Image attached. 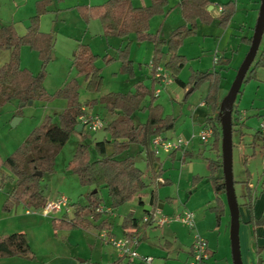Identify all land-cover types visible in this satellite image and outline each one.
<instances>
[{
  "label": "rangeland",
  "instance_id": "obj_1",
  "mask_svg": "<svg viewBox=\"0 0 264 264\" xmlns=\"http://www.w3.org/2000/svg\"><path fill=\"white\" fill-rule=\"evenodd\" d=\"M38 0H0V26L13 24L16 31L22 34L30 22V17L36 13V2ZM105 0H50L48 11L40 15L39 29L43 32L51 33L54 37V48L52 59L47 66V74L43 85L49 94H54L67 81L75 79L78 82V100L82 105L93 101L92 108H85L93 115H98L104 123L112 118L100 98L110 92H133L136 83L142 81L147 87H151V74L149 63L153 54V43L150 40L138 41L134 34L128 38L111 36L105 38L103 28L98 19H91L88 23L80 16L76 6L88 3H101ZM238 9L232 22L226 26L219 27L220 33L213 32L208 36L195 33L182 40L178 48L179 54H185L187 62L179 72L178 77L184 82H189L193 71H206L215 69L220 75L219 100L228 93L237 71L242 65L250 44L243 40L244 37H252L254 26L258 17L261 0H240ZM233 14V15H234ZM162 15V14H160ZM157 16V15H155ZM154 17V16H153ZM231 20V19H230ZM218 25V26H217ZM159 23H152L150 31L155 32ZM213 30V28H212ZM211 30V31H212ZM168 32V31H166ZM224 34L222 35V33ZM162 34V33H161ZM169 33L162 34L167 37ZM78 43L90 44L92 52L99 55L96 64L101 68L102 84L96 91H90L86 87V82L82 75H79L72 66V54ZM128 44V57L132 61L133 73L121 69V60L118 58L117 50ZM88 44V45H89ZM264 46L262 41L257 52L260 55ZM167 47H163L166 52ZM21 65L28 68L33 73L40 70L41 61L36 51L28 46L20 47ZM104 54L116 56L110 62H105ZM11 50H0V66L10 58ZM216 59L229 58L223 64L215 62ZM255 61L247 72V76L252 74ZM254 77L242 83L240 93L237 95L234 110L240 114L245 111V126L241 129L238 124L237 113H233L232 131V175L234 189L240 210L239 241L240 251L241 240L244 245L245 218L252 210L246 205L244 181L248 180L256 187L258 193L262 191L264 183V165L262 163V146L256 142L251 145L252 136L258 131L259 124L264 122V67L257 66L253 71ZM251 76V75H250ZM172 80V78H171ZM157 87V86H156ZM209 88V82L202 83L194 91L187 95L188 89L183 88L174 80L161 90L157 96V102L162 105L163 115H172L175 118L173 129L167 131L165 135L169 138L182 136L191 138V145L188 147L187 155L182 159V151L178 150L174 157L160 155L161 168L159 169V180H166V184H150L147 191L155 189L158 209L163 212H175L188 209L195 213L196 226L208 240L214 251L215 264H232L230 247V215L226 203L225 193L219 196L225 202V211L219 224L216 222L215 213L210 207L215 203L216 194L213 185L208 178L210 169L208 159L217 157L214 149V137L203 143L197 137L201 129V120L193 116V110L203 101ZM146 98L142 104H147ZM67 101L62 97H51L48 100H35L32 105L20 106L16 101L0 106V142L6 141L13 133H21L26 138L29 133L38 126L46 115H49L54 122H58L59 113L66 107ZM84 108V106H83ZM21 109V115L15 112ZM205 109V108H204ZM208 109V108H207ZM23 118L16 125L12 122L16 118ZM136 123L143 122L147 118V112L139 110L133 114ZM85 135L81 136L77 132H72L55 157L54 170L51 174H46L40 181L44 195L49 199H55L59 195H65L71 203L85 204V195L91 190L88 186H82L78 177L67 169L68 161L71 159L78 143L89 145L91 157L97 156L94 143L104 138H108V133L104 128L97 131H89L87 128ZM221 132V131H220ZM14 135L13 137H15ZM221 139L218 147L221 154ZM113 150L112 144L107 145V150ZM134 156L136 165L143 171L146 183L151 181L152 168L147 167L144 152L136 144L130 146L127 152L119 154ZM8 172V171H7ZM11 175L10 172L7 175ZM8 175V176H9ZM194 178V179H193ZM11 180L6 181V188L9 189ZM261 194H264V190ZM101 195L104 203H109V197L105 189ZM118 207L110 216L112 222V236L116 240L123 238L122 220L119 213L133 203L138 214L144 208L149 207L148 196H143V204L134 197ZM264 208V196L260 197L255 213L261 212ZM73 212L72 206L70 215ZM264 212V211H263ZM64 212H54L46 219V223L35 227L30 232L28 238L30 250L33 257L26 260L25 264H144L138 259L128 257L120 258L117 250L111 244L104 243L99 234L102 230L96 228L83 227H54L53 218H61ZM241 228V229H240ZM146 232L147 238L139 245L136 251L141 254L147 252L154 257L155 264H174L172 256L177 255L179 249H186L192 240L190 229L183 224H178L174 228L169 226L159 228H139V233ZM190 232H189V231ZM198 231V232H199ZM249 238V233H248ZM165 240L172 242V247L164 246ZM243 252L246 254L245 247ZM256 254V247L250 249ZM168 256V257H167ZM264 258V253L262 254ZM242 258V252H241Z\"/></svg>",
  "mask_w": 264,
  "mask_h": 264
},
{
  "label": "trees",
  "instance_id": "obj_2",
  "mask_svg": "<svg viewBox=\"0 0 264 264\" xmlns=\"http://www.w3.org/2000/svg\"><path fill=\"white\" fill-rule=\"evenodd\" d=\"M49 2L50 0L36 2V13L30 17L26 31L22 34L16 31L13 24L0 26V50H11L9 60L0 66V106L12 101L18 103H27L30 100L43 101L53 96L65 98L67 101L66 107L59 113L58 122H54L49 115H46L8 157L0 159V166L11 174L10 176L2 175L0 186H4L7 180L12 181L2 204V208L6 212L18 204H23L32 211H41L47 199L40 181L46 174L53 172L55 157L80 123L78 117L88 115L85 108L91 109L93 105V101L85 105L79 102L78 82L75 79L67 81L53 95L49 94L43 85L48 63L52 59L54 37L51 33L39 29V20L40 15L49 10ZM210 4V0H180L176 7L179 9L184 23L171 30L167 37H163L160 31L151 33L149 22L153 16L166 13L168 0H150L148 5L143 6L133 5L132 0H106L100 4L77 5L76 8L85 22L88 23L91 19L100 21L105 38L111 36L124 38L134 34L138 41L150 40L153 43L151 58L153 67L163 64L172 80L183 88L194 91L202 83L209 82L208 92L203 99L208 112L205 114L202 126L209 125L213 128V145L217 157L208 159L207 162L210 169L208 178L216 194L215 203L210 209L215 213L216 222L219 224L225 211V202L219 196L225 193L222 156L218 147L221 134V101L218 96L221 77L215 69L193 71L189 82H184L178 77L187 62V58L178 53V48L184 38L195 34L198 23L210 24L214 20L207 10ZM220 8L217 24L226 26L236 11V0H226ZM242 39L251 43L252 37ZM262 41H264V34ZM128 44L119 48L116 56L121 60V69L133 73L132 61L128 57ZM22 46H28L38 54L41 65L37 73H33L21 65L19 51ZM164 46L167 47L166 52H163ZM116 56L105 54L102 59L108 63ZM256 57L253 68L264 67V46L257 59ZM98 58L99 55L93 53L90 46L84 43H78L72 54V66L79 75L84 77L86 87L90 91L98 90L102 84L101 68L96 65ZM228 61L229 58H221L217 60V63L223 64ZM253 71L251 76L246 74L243 83L254 77ZM150 74L151 87H147L142 81H139L133 92H110L100 98L106 111L112 115V118L104 125L109 136L94 143L97 154L94 158L91 157L88 144L78 143L67 164V169L78 177L79 183L82 186L91 187V190L85 195V204L72 203L73 212L71 215L64 212L61 218L52 219L55 228L60 226L64 228L83 227L85 229L93 227L98 230H109L111 223L108 221V216L110 215L106 212H96L97 207L102 205L110 207L114 211L135 196L139 200L143 196H148L150 208L145 209L144 215L156 207V191L155 189L147 191V187L153 183L163 185L166 180L161 181L158 179V175L153 174L150 183H146L144 173L136 165L134 156L130 154L119 156V154L127 152L131 145L136 144L145 154L147 167L151 168L156 160L151 149V139L157 135H165L174 127L175 118L169 114L163 115L162 105L156 101L157 97L154 96L158 80L153 68H150ZM191 92L187 91V95ZM146 98H149L148 103L142 105ZM139 110L146 111L147 118L143 122L136 123L133 114ZM21 111L18 109L15 115H21ZM234 112L238 114V110H234L233 106L232 126L235 124L233 123ZM245 120L236 123L240 126L239 129L245 126ZM84 129L85 127H82L80 131L75 132L84 136ZM259 141L264 143V133L258 129L253 135L251 145L254 146ZM107 144L113 146L111 154L107 153ZM190 154L184 150L182 159ZM37 172H41L42 175H37ZM248 182L247 172V178L243 183L247 198L246 205L252 210L253 195ZM94 189L96 191L92 192ZM102 189L107 192L108 204L104 203L101 195ZM249 223L252 226L264 227V213L259 217L251 216ZM139 225L147 226L148 223L143 221L142 217L134 218L131 215L125 217L122 222L123 228L128 229L125 233L126 236L137 233L133 229H137ZM109 234L112 235L111 232ZM257 253L259 254L260 251L258 250ZM10 257L25 260H30L33 257L28 237L24 232L0 237V258Z\"/></svg>",
  "mask_w": 264,
  "mask_h": 264
},
{
  "label": "crops",
  "instance_id": "obj_3",
  "mask_svg": "<svg viewBox=\"0 0 264 264\" xmlns=\"http://www.w3.org/2000/svg\"><path fill=\"white\" fill-rule=\"evenodd\" d=\"M179 1L180 0H168V5L166 7V13L162 14V15L154 16L150 19L149 31H150V27H151L152 23H156V24L159 23V27L155 30V32L150 31L151 33H156L157 31H160L162 34L165 35V33H169L171 30H173L177 26H180L184 23V20L180 14V11L176 7V5ZM210 1H211L210 8L208 9V7H207V10L211 13L214 20L210 24H204V23H198L197 24L196 32L201 33L203 36H208V35L212 34L214 31L215 32L217 31V33H220L219 27L215 28L214 25L217 24V17L220 14L219 8H220L221 4L224 3L226 0H210ZM239 1L240 0H236V9H238L237 7L239 4L238 3ZM132 3L135 6H143V5H148L150 3V0H132ZM88 4H95V3L90 2ZM96 4H100V3H96ZM234 16H235V14L232 16L230 22H232V19L234 18ZM212 28H213V30H212ZM166 31H168V32H166ZM223 34H224V32L222 33V35ZM108 38L109 37H107V40H108ZM124 38L126 39L128 37H124ZM89 46H90V49L92 51V46L90 44H89ZM182 55L185 56V54H182ZM166 57H167V55H166ZM151 58H152V56H151ZM131 61H133V60H131ZM142 105H146V104H142ZM207 112H208L207 107L205 105H201V102L193 110V116L196 118V120L197 119L201 120V127H202V123H203L205 114ZM87 114L92 115L91 112H89V111H87ZM22 119L23 118L21 117L17 121V123L22 121ZM14 135H16V136L13 137ZM164 136H166V135H164ZM252 139H253V136H252ZM24 140H25V138H23V136H21V133L18 132V133H13V135L9 136V138L6 141L0 142V159L3 160L6 157H8ZM259 143L262 146L263 142L259 141ZM190 145H191V143H190ZM188 147L186 148L187 152H188ZM106 150H107V146H106ZM112 151H113L112 149L109 151L107 150V153L111 154ZM176 153H177V151L171 152L169 154L168 153H163V154L166 156L174 157L176 155ZM160 160H161L160 156L156 157L155 162L151 166V168H152V172H151L152 174L151 175L155 174V175H158V177H159V175H160L159 169L161 168ZM263 165H264V163H263ZM7 173L8 172L6 171V169L3 168L2 166H0V179H1L2 175H5V174L7 175ZM166 183H167V181H166ZM5 184L2 187L0 186V237L7 236L10 234H14V233L24 232L27 235V237L30 238V236H31L30 232L32 231V229L46 223V219L49 217L50 214L44 215L40 211H32L30 208L24 206L23 204L15 205L8 212L4 211L2 208V204H3V202L7 196L8 190L10 189V188L7 189ZM248 186L252 189V195H253L252 207L253 208H252V212L250 213V215L247 218H245V220H244L245 225H243V226H244V230H245L244 232L247 236V239L245 238L244 245L242 244V240H241L242 263L243 264H264V258L262 256V254L264 253V227L252 226L249 223L251 216L259 217L261 214L264 213L263 212L264 208H263V210H261V212L255 213V209H256V206L259 202L260 197L264 196V194L260 195V193H262V191L264 190V183H262V191L260 193L257 192V190H256L257 186L254 187V185L251 183V181L248 182ZM45 197L47 200H52V199H49L47 196H45ZM133 199H135V198H133ZM137 199H138V202L140 204H143L142 199L139 200L138 197H137ZM157 203L158 202L156 201V206L158 207ZM126 204H127V202H126ZM71 205H72V203H71ZM147 208L149 209L150 206ZM145 209L146 208H144L143 211H141L140 214H138L139 211H137V209H135V205L133 203H130V204H128V207L122 211V213L121 212L119 213L118 216L121 218L122 222H123L125 217L130 216V215L134 218H141L145 213ZM113 212H115V210ZM164 213L165 214H172L174 212H170V213L164 212ZM110 216H108V221L111 223V228H112V222L110 220ZM176 225H178V224L167 225V226H169L170 228H174ZM141 227H142V229H144V228H156V227H152L151 225H147V226L139 225L137 229H133V230L136 231L137 233H139V228H141ZM111 228L109 229L110 232H111ZM127 231H128V229L123 228V237L126 236L125 233ZM199 233L202 234L200 231H199ZM248 233H249V238H248ZM146 238H147V234L143 230L138 245L141 242H143L144 240H146ZM207 241H208V245H209V249H210V259L208 260L209 264H215V262H213V260H212L215 256L213 248L211 247L208 239H207ZM242 245L245 247L244 249L246 251V254H244V252H243ZM254 245L256 247V254L255 255L253 252L250 251V249L252 247H254ZM164 246L166 248H170V247H172V242L165 240ZM190 246H191V242L189 243V245L187 246L186 249H184V250L179 249L178 250L179 253L177 255L172 256V258H171L173 260L172 262L174 264H186L187 260L190 257ZM258 250L260 251L259 254L257 253ZM142 254L150 255L145 251L142 252ZM25 262H26L25 259H21L18 257L0 258V264H25Z\"/></svg>",
  "mask_w": 264,
  "mask_h": 264
},
{
  "label": "built area",
  "instance_id": "obj_4",
  "mask_svg": "<svg viewBox=\"0 0 264 264\" xmlns=\"http://www.w3.org/2000/svg\"><path fill=\"white\" fill-rule=\"evenodd\" d=\"M221 10V8H219ZM215 62L217 61L214 57ZM149 68H153L155 72V77L158 80L157 87L154 90V96L157 97L162 89L171 83V76L169 72L165 69L162 64H158L153 67V62L149 63ZM201 105H204L203 101ZM245 111L238 113V122L245 119ZM82 127L87 128L90 131H97L104 128V121L98 115H80L78 117ZM259 130L264 133V122L259 124ZM193 137V135H192ZM191 137V138H192ZM197 137L203 143L208 142V140L213 137V128L211 126H202ZM191 138L187 139L182 136H177L174 138H169L164 135H157L151 139V149L155 157H159L161 153H171L175 150H181L182 152L191 143ZM262 162L264 163V143L262 144ZM71 210V203L69 198L65 195H59L57 198L52 200H47L44 207L41 209V213L44 215H49L54 212H65L69 213ZM96 212H106L109 215L113 214V210L110 207L99 206L95 210ZM143 221H146L148 225L152 227L161 228L167 225L173 224H183L188 227L192 233V241L190 246V257L186 264H209L210 259V249L207 239L198 232L195 228L196 220L195 213L188 209H182L175 211L172 214H165L162 210L155 207L150 210L147 214L142 216ZM108 229H102L99 234V238L106 244H111L118 252L120 258L128 257L130 259L136 258L144 264H155L154 257L150 255H141L136 251V246L138 245L141 234L134 233L130 236H125L120 240H116L112 235L109 234Z\"/></svg>",
  "mask_w": 264,
  "mask_h": 264
},
{
  "label": "water",
  "instance_id": "obj_5",
  "mask_svg": "<svg viewBox=\"0 0 264 264\" xmlns=\"http://www.w3.org/2000/svg\"><path fill=\"white\" fill-rule=\"evenodd\" d=\"M210 5L208 6V9ZM264 34V0H261L258 17L256 24L254 26V33L252 35L251 44L249 51L237 71L236 77L232 82V85L228 93L222 98L220 102V126H221V156H222V173L224 177L225 185V197L226 203L230 215V247H231V256L232 264H243L240 251V241H239V226H240V210L237 197L234 189V180L232 175V112L233 106L240 91L241 85L245 79V76L253 63L259 46L262 41ZM192 89H189L188 92H191ZM33 101L30 100L27 103H20V106L23 107L26 104L32 105ZM20 118H16L12 125H16L17 121ZM82 125L79 123L75 131H80ZM37 175L41 176V172H37ZM94 189L92 192H95Z\"/></svg>",
  "mask_w": 264,
  "mask_h": 264
}]
</instances>
